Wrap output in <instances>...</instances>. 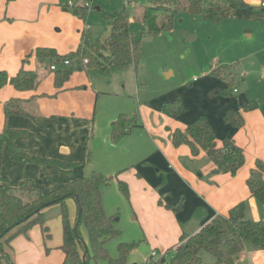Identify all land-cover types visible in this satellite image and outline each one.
<instances>
[{
  "label": "crops",
  "instance_id": "crops-1",
  "mask_svg": "<svg viewBox=\"0 0 264 264\" xmlns=\"http://www.w3.org/2000/svg\"><path fill=\"white\" fill-rule=\"evenodd\" d=\"M246 1L247 8L234 10L231 17H254L262 21L263 27L264 8L260 6L261 0ZM70 2L73 1L0 0V70L6 71L10 77L22 68L39 74V85L33 91H18L10 84L0 90V131L5 128L22 131L16 144L30 156L76 164L73 174L64 176L63 180L56 177L61 181L57 186L85 177L90 168L95 169L92 172L98 170L107 177H116V182L127 183L129 201L135 214L133 220L141 226L146 240L154 248L153 252L161 256L162 263L166 262L168 251L179 244L182 237L189 238L214 218L227 216L241 202L248 204L246 218L264 221V204L251 196L247 185L256 161H264V119L259 115L258 108L243 114L245 125L242 128L223 123L227 110H242L248 102L250 98L246 90L235 98L216 96L212 100L213 110H210L216 114L215 118L205 112L215 129L218 145L222 144L223 139L232 138L245 152V165L234 176L214 173V165L204 152L193 156L189 146L173 145L172 131L184 130L200 114L190 113L189 109L178 119L155 111L152 121H144L143 131L147 132L148 139L138 143L133 151L128 149V138L134 132L131 129L118 144H122L128 155L103 151L96 126V109L101 94L96 81L99 78L87 71L89 68L80 57H74L86 40L92 42L86 35L91 28L86 24L87 19L75 14V10L83 5L73 2L74 6L70 7ZM255 9L261 13H255ZM39 48L53 49L63 57L73 55L69 58L71 64L65 66L62 63L57 66L58 70L73 69L74 61H79L84 70L79 68L73 71L68 80L57 86L55 71L48 63L37 58ZM217 79L210 76L204 78V82L194 81L196 83L187 92L195 90L204 95L206 92L217 95L225 87ZM258 81L264 85V71ZM175 92L157 99L160 102L171 99ZM11 99H18L27 115L7 117L4 105ZM117 117V114H111L109 120L114 121ZM135 135L138 138L142 136L140 133ZM111 141L113 149L115 146ZM148 141L153 149L146 144ZM47 170L50 177H43L41 166L15 161L8 150L4 153L2 171L13 186L23 179H31L37 188L49 191L56 186L46 179H53L57 171L54 166H49ZM68 205L74 219L76 205L70 201ZM30 232L29 240L21 235L13 241V251L17 250V262L21 264H32L36 257L41 259L44 256L39 231L34 228ZM245 256L248 264H264L263 250L249 247ZM62 259L61 264L65 261L64 254L59 256V260Z\"/></svg>",
  "mask_w": 264,
  "mask_h": 264
},
{
  "label": "trees",
  "instance_id": "trees-1",
  "mask_svg": "<svg viewBox=\"0 0 264 264\" xmlns=\"http://www.w3.org/2000/svg\"><path fill=\"white\" fill-rule=\"evenodd\" d=\"M11 2L13 0H7ZM246 0H158L152 5H143L139 0H126L122 11L110 15L112 20L111 34L104 40L85 41L74 57L82 61L89 69H96L109 74L112 68H138L140 63L142 38L169 33L174 29L176 18L188 14L218 24L229 19L234 10L247 8ZM82 19L88 15V7L75 10ZM140 24L141 39L134 40L131 20ZM264 29V24H263ZM40 61L52 65H61L64 59L73 55L60 56L53 49L39 48L36 51ZM73 69L56 70V85L68 80ZM209 75L225 80L228 85L219 92L228 97L236 92V75L229 67L211 68ZM10 84L18 91H33L39 85V74L22 68L15 76L10 77L0 70V90ZM213 96V95H212ZM259 108L256 101L247 102L242 110L229 109L224 114V122L235 128L245 125L244 113ZM5 115H27L18 99H11L4 105ZM187 111L181 97L163 102L161 112L168 117L178 119ZM140 126L137 115L120 114L113 124L112 142L119 144L132 127ZM22 131L3 129L0 131V264H15L13 259V241L23 235L29 236L33 227L39 225L44 237L51 238L49 227L45 223L44 205L58 200L53 205L61 208L63 226V244L60 250L65 256L63 264H90L91 261H108L110 264H127L128 255L137 248L138 243L119 244V257L112 259L107 250V243L119 237L121 231L115 226V218L106 214L103 205V189L111 185V177L93 171L90 176L65 182L49 191L36 187L31 179H23L18 186H12L9 178L3 174V157L6 150L15 161L41 166V176L50 177L47 168L54 166L60 172L71 173L77 166L53 159H41L30 156L16 144ZM175 147L187 145L193 156L204 152L214 165V173L236 175L246 162L243 148L232 138L223 139L219 146L215 129L205 115L199 116L187 125L184 130L176 129L171 134ZM123 194L129 198V186L118 180ZM251 196L264 204V161L258 159L247 179ZM76 205V215L71 217L69 201ZM38 210L36 214L34 212ZM246 203L234 206L227 216H218L189 238L182 237L173 249L170 264H203V253L212 254L215 264H237L247 248L264 251V221L246 218ZM79 223L75 230L76 223ZM83 230L87 234L85 240ZM86 241L88 253L83 257Z\"/></svg>",
  "mask_w": 264,
  "mask_h": 264
},
{
  "label": "rangeland",
  "instance_id": "rangeland-1",
  "mask_svg": "<svg viewBox=\"0 0 264 264\" xmlns=\"http://www.w3.org/2000/svg\"><path fill=\"white\" fill-rule=\"evenodd\" d=\"M72 1L83 6L86 3L89 4L86 24L91 30H87L86 35L92 42L104 40L110 36L112 27L110 15L122 11L126 6V0ZM156 1L158 0H139V3L148 6ZM255 13L259 14L261 11L255 9ZM131 30L135 41L141 39L140 24L134 19L131 20ZM248 34L252 38H248L250 37ZM219 67H229L236 75L235 86L239 92L231 93L229 96L239 97L241 92L246 90L248 98H250L248 102L256 101L258 103L259 115H262L264 119V85L258 81L264 71V30L262 21L256 20L254 17L245 19L230 17L218 24H212L194 16L182 14L176 18L174 29L171 32L142 38L140 63L137 69L134 67L112 68L109 74L101 73L96 69H88L87 71L99 78L96 81L101 94H99L100 101L96 109V126L98 141L103 151H113L116 155H128L122 144H114L111 141L113 124L117 120L110 121L111 114L137 115L138 123L143 127L131 128L134 132L128 138V149H132V151L137 148L138 143L148 139L147 132L143 131L144 121H152L155 111L161 112L160 107L165 101H173L179 96L186 109L191 110L190 113L200 112L199 116H207L205 112H209L215 118L216 114L210 111L213 110L212 100L216 96H225L220 95L219 92L212 96L207 92L204 95L201 91H187L192 89V84L196 83L194 81H206L204 78L210 77L208 72L211 68ZM72 68L73 71L79 68L84 70L83 66L80 67L79 61H74ZM219 80L225 84L224 88H226L228 83L225 80ZM178 89L180 91H174ZM171 92H175L171 99L166 98L161 102L158 100L160 96H167ZM145 107H148L149 110L147 111ZM137 133L142 136L138 138L135 135ZM110 141L115 148H111ZM146 144L153 149V145L149 141ZM92 164L93 159L90 161V165ZM54 169L57 174L53 179H46V181H52L51 184L56 187L61 182L56 177L62 179L64 176L73 174L74 171L65 173L55 167ZM92 170L95 169H87L84 176H90ZM103 205L106 214L115 218V226L121 231L119 237L107 243L106 248L112 259L119 257V244L137 242V248L128 255L127 264H170L174 254L172 250L166 255V262H161V256L151 258L154 248L146 240L141 226L134 222L135 214L132 212L129 198L121 191L116 177L112 179L110 186L103 189ZM246 206H248L247 203ZM248 218L250 219V217ZM45 223L49 227L51 238L44 237L39 225L33 227L40 233L39 243L42 245L44 256L41 259L36 257L32 264H61L63 259L59 260V256L63 252L59 247L63 244V226L59 205H52L45 210ZM83 234L86 240L85 230H83ZM30 237V234L25 236L28 240ZM245 255L246 251L240 256L237 264H248ZM17 256V250L13 251L15 264H21L20 261L17 262ZM202 258L203 264L216 263V258L212 254L203 253ZM90 264L110 263L103 260L100 262L91 261Z\"/></svg>",
  "mask_w": 264,
  "mask_h": 264
},
{
  "label": "built area",
  "instance_id": "built-area-1",
  "mask_svg": "<svg viewBox=\"0 0 264 264\" xmlns=\"http://www.w3.org/2000/svg\"><path fill=\"white\" fill-rule=\"evenodd\" d=\"M69 6H70V7H73V6H74V3H73V2H70V3H69ZM85 6L89 7V4L86 3ZM260 6H261L262 8H264V0H261V2H260ZM83 62H84V64L86 65L87 62H88V60H84ZM63 64H64L65 66H69V65L71 64L70 59H64V60H63ZM57 68H58L57 65H52V66H51V70H52V71H56ZM236 91H237V90H236ZM157 256H158L157 252H153L151 258H154V257H157ZM150 261H152V259H150Z\"/></svg>",
  "mask_w": 264,
  "mask_h": 264
},
{
  "label": "water",
  "instance_id": "water-1",
  "mask_svg": "<svg viewBox=\"0 0 264 264\" xmlns=\"http://www.w3.org/2000/svg\"><path fill=\"white\" fill-rule=\"evenodd\" d=\"M57 201H58V200L48 202V203H46V204L44 205V207H50V206H52L53 204H55ZM37 212H38V210H36V211L34 212V214H36ZM78 225H79V223L77 222L76 225H75V230L77 229ZM80 240L82 241V243H83V245H84V248H85V250H84V254H83V257L85 258V256H86L87 253H88V246H87V244H86V241H85L83 238H80Z\"/></svg>",
  "mask_w": 264,
  "mask_h": 264
}]
</instances>
